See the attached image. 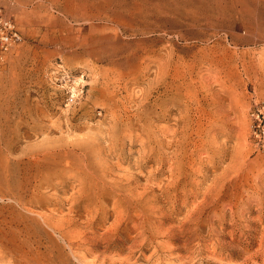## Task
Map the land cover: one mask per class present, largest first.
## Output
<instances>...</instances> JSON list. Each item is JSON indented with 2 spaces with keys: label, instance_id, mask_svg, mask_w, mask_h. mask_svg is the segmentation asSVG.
Masks as SVG:
<instances>
[{
  "label": "rangeland",
  "instance_id": "rangeland-1",
  "mask_svg": "<svg viewBox=\"0 0 264 264\" xmlns=\"http://www.w3.org/2000/svg\"><path fill=\"white\" fill-rule=\"evenodd\" d=\"M0 7V264H264V0Z\"/></svg>",
  "mask_w": 264,
  "mask_h": 264
},
{
  "label": "built area",
  "instance_id": "built-area-1",
  "mask_svg": "<svg viewBox=\"0 0 264 264\" xmlns=\"http://www.w3.org/2000/svg\"><path fill=\"white\" fill-rule=\"evenodd\" d=\"M21 41L20 31L15 21L0 7V63L4 61L7 53L13 46ZM74 84L69 86L67 99L74 102L82 92L80 87L81 78H75Z\"/></svg>",
  "mask_w": 264,
  "mask_h": 264
},
{
  "label": "bare ground",
  "instance_id": "bare-ground-1",
  "mask_svg": "<svg viewBox=\"0 0 264 264\" xmlns=\"http://www.w3.org/2000/svg\"><path fill=\"white\" fill-rule=\"evenodd\" d=\"M195 89H196V88H195ZM195 92H196V91H195ZM164 93H165V92H164ZM185 94H186V93H185ZM172 97H173V96H172ZM189 97H190V96H189ZM169 98H170V97H169ZM170 99H171V98H170ZM173 99H174V98H173ZM192 99H193V98H192ZM192 101H193V100H192ZM147 114H148V113H147ZM149 114H150V113H149ZM118 116H119V115H118ZM147 119H148V118H147ZM149 120H150V119H149ZM150 123H151V122H150ZM151 125H152V123H151ZM7 126H8V125H7ZM46 126H47V125H46ZM2 127H3V126H2ZM16 127H17V126H16ZM150 127H151V126H150ZM8 128H9V127H8ZM10 128H12V127H10ZM10 128H9V129H10ZM1 129H2V128H1ZM39 129H41V128H39ZM39 129H38V130H39ZM42 129H43V128H42ZM42 129H41V130H42ZM45 129H46V127H45ZM49 129H50V128H49ZM148 129H149V128H148ZM6 130H7V129H6ZM32 130H33V129H32ZM34 130H36V129H34ZM4 131H5V130H4ZM6 136H7V135H6ZM6 136L2 137V140L5 139ZM17 136H18V134H17ZM0 137H1V136H0ZM6 139H7V137H6ZM6 139H5V140H6ZM81 139H82V138H81ZM90 139H91V136H90ZM92 139H93V138H92ZM94 139H95V137H94ZM14 140H15V139H14ZM95 140H97V139H95ZM3 141H4V140H3ZM74 141H75V140H74ZM77 141H78V140H77ZM157 141H158V140H157ZM0 142H1V140H0ZM56 142H57V141H56ZM84 142H85V141H84ZM4 143H5V141H4ZM4 143H3V145H4ZM6 143H7V141H6ZM12 144H13V143H12ZM61 144H62V146H63V142H62ZM61 144L59 143V145H61ZM79 144L82 145L81 142H79ZM92 144H93V143H92ZM96 144H97V143H96ZM99 144H100V143H99ZM157 144H158V143H157ZM57 145H58V144H57ZM64 145H65V144H64ZM81 145H80V146H81ZM87 145H88V144H87ZM87 145H86V147H87ZM97 145H98V144H97ZM158 145H159V144H158ZM160 145H161V144H160ZM67 146L69 147V145H67ZM74 146H75V145H74ZM5 147H6V146H5ZM11 147H12V146H11ZM55 147H56V146H55ZM77 147H78V146H77ZM83 147H84V146H83ZM158 147H159V146H158ZM74 148H75V147H74ZM80 148H82V146H81ZM31 149H32V148H31ZM33 149H34V148H33ZM33 149H32V150H33ZM40 149H41V148H40ZM44 149H45V148H44ZM53 149H55V148H53ZM1 150H2V149H1ZM45 150H46V149H45ZM64 150H65V149H64ZM94 150H96V149L94 148ZM2 151H3V150H2ZM7 151H8V150H7ZM42 151H43V150H42ZM38 152H39V151H38ZM57 152H58V151H57ZM60 152H61V151H60ZM91 152H92V151H91ZM99 152H100V151H99ZM2 153H3V152H2ZM6 153H7V152H6ZM36 153H37V151H36ZM44 153L47 154V152H44ZM49 153H50V152H49ZM9 154H10V153H9ZM29 154H30V153H29ZM34 154H35V153H34ZM37 154H38V153H37ZM42 154H43V153H42ZM55 154H56V153H55ZM66 154H67V153H66ZM66 154H65V155H66ZM99 154H100V153H99ZM151 154H152V152H151ZM174 154H175V153H174ZM178 154H179V153H178ZM10 155H11V154H10ZM56 155H57V154H56ZM56 155H55V157H56ZM179 155H180V154H179ZM37 156H38V155H37ZM92 156H93V154H92ZM92 156H91V157H92ZM172 156H174V155H172ZM198 156H199V155H198ZM35 157H36V156H35ZM55 157H54V158H55ZM96 157H97V154H96ZM164 157H165V156H164ZM36 158H37V157H36ZM38 158H40V157H38ZM45 158H46V157H45ZM63 158H65V157H63ZM82 158H83V157H82ZM92 158H93V157H92ZM98 158H99V157H98ZM179 158H180V157H179ZM17 159H19V158H17ZM56 159H57V157H56ZM22 160H23V159H22ZM25 160H26V159H25ZM32 160H33V159H32ZM34 160H35V159H34ZM37 160H39V159H37ZM43 160H44V159H43ZM45 160H46V159H45ZM49 160H50V159H48V161H49ZM60 160H61V159H60ZM86 160H87V159H86ZM92 160H93V159H92ZM94 160H95V159H94ZM17 161H18V160H17ZM19 161L21 162V160H19ZM40 161H41V160H40ZM104 161H105V160H104ZM32 162H33V161H32ZM46 162H47V161H46ZM58 162H59V161H58ZM92 162H93V161H92ZM101 162H102V161H101ZM181 162H182V161H181ZM16 163H17V162H16ZM16 163H15V164H16ZM29 163H30V162H29ZM51 163H52V162H51ZM53 163H54V162H53ZM53 163H52V164H53ZM70 163H71V162H70ZM85 163H86V162H85ZM75 164H76V163H75ZM239 164H240V163H239ZM9 165H10V164H9ZM16 165H17V164H16ZM26 165H28V164H26ZM30 165H31V164H30ZM30 165H29V166H30ZM19 166H20V165H19ZM23 166H24V165H23ZM89 166H90V165H89ZM101 166H103V165H101ZM15 167H17L16 169L18 170V166H15ZM50 167H51V166H50ZM53 167H54V166H53ZM69 167H71L70 164H69ZM103 167H104V166H103ZM103 167H102V168H103ZM28 168H29V167H28ZM39 168H40V167H39ZM39 168H38V169H39ZM74 168H75V167H74ZM79 168H80V167H79ZM12 169H13V168H12ZM23 169H24V168H23ZM30 169H31V167H30ZM83 169H84V167H83ZM87 169H88V168H87ZM98 169H99V168H98ZM106 169H107V168H106ZM109 169H111V168L109 167ZM13 170H15V169H13ZM84 170H85V169H84ZM84 170H83V171L81 170V173L84 172ZM104 170H105V168H104L102 171H104ZM107 170H108V169H107ZM107 170H106V171H107ZM11 171H12V170H11ZM18 171H19V170H18ZM91 171H92V170H91ZM97 171H98V170H97ZM106 171H105V172H106ZM112 171H113V170H112ZM15 172H16V171H15ZM107 172H108V171H107ZM13 173H14V172H13ZM13 173H12V174H13ZM94 173H95V172H94ZM98 173H99V172H98ZM103 173H104V172H103ZM83 174H84V173H83ZM86 174H87V173H86ZM95 174H96V173H95ZM87 175H88V174H87ZM89 175H90V174H89ZM105 175H106V174H105ZM15 176H17V175H15ZM85 176H86V175H85ZM90 176H91V175H90ZM28 177H29V176H28ZM99 177H101V174H100ZM102 177H103V176H102ZM11 178H12V177H11ZM11 178H10V179H11ZM13 178H14V175H13ZM82 178H83V177H82ZM84 178H86V177H84ZM91 178H92V177H91ZM93 178H94V177H93ZM19 179H20V178H19ZM23 179H24V178H23ZM27 179H28V178H27ZM105 179H106V178H105ZM61 180H62V179H61ZM89 180H90V179H89ZM10 181H13V180H10ZM14 181H15V180H14ZM81 181H84V180H81ZM94 181H95V180H94ZM105 181H106V180H105ZM105 181H104V182H105ZM37 182H38V181H37ZM48 182H49V181H48ZM88 182H90V181H88ZM91 182H92V180H91ZM91 182H90V183H91ZM110 182H112V181H110ZM113 182H114V181H113ZM23 183H24V182H23ZM25 183H27V182H25ZM65 183H66V181H65ZM97 183H98V182H97ZM176 183H177V182H176ZM15 184H16V183H15ZM35 184H36V183H35ZM114 184H115V183H114ZM25 185H26V184H25ZM91 185H92V184H91ZM94 185H95V184H94ZM97 185H98V184H97ZM117 185H118V184H117ZM126 185H127V184H126ZM69 186H70V185H69ZM84 186H85V185H84ZM89 186H90V185H89ZM92 186H93V185H92ZM127 186H128V185H127ZM34 187H36V186H34ZM112 187H113V185H112ZM112 187H111V188H112ZM114 187H115V186H114ZM8 188H9V187H8ZM0 189H1V188H0ZM16 189H17V188H16ZM24 189H25V187H24ZM1 190H2V189H1ZM1 190H0V191H1ZM26 190H28V188H27ZM2 191H3V190H2ZM9 191H10V190H9ZM37 191H38V190H37ZM37 191H36V193H37ZM3 192H4V191H3ZM10 192H11V191H10ZM15 192H16V191H15ZM36 193H35V194H36ZM21 194H22V193H21ZM25 194H26V193H25ZM38 194H39V193H38ZM118 194H119V193H118ZM27 195H28V194H27ZM39 195H40V194H39ZM10 196H11V195H10ZM13 196H14V195H13ZM13 196H12V197H13ZM15 196H16V195H15ZM23 196H24V194H23ZM23 196L21 195L20 197H23ZM93 196H94V195H93ZM3 198H4V197H3ZM5 198H6V197H5ZM138 198H140V195H139ZM6 199H7V198H6ZM22 199H23V198H22ZM140 199H141V198H140ZM142 199H143V197H142ZM4 200H5V199H4ZM8 200H10V198H9ZM12 200H14V199H12ZM116 200H117V199H115V201H116ZM0 201H1V200H0ZM29 203H30V202H29ZM32 203H33V202H32ZM102 203H103V202H102ZM116 204H117V202H116ZM118 204H119V203H118ZM118 204H117V205H118ZM17 205H18V204H17ZM115 206H116V205H115ZM117 207H118V206H117ZM114 209H115V208H114ZM20 214H21V213H20ZM27 214H28V213H27ZM23 215H24V214H23ZM23 215H22V216H23ZM31 217H32V216H31ZM31 220H32V219H31ZM33 220H35V219H33ZM25 221H26V219H25ZM37 221H38V220H37ZM29 222H30V221H29ZM34 222H35V221H34Z\"/></svg>",
  "mask_w": 264,
  "mask_h": 264
}]
</instances>
